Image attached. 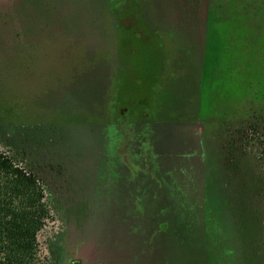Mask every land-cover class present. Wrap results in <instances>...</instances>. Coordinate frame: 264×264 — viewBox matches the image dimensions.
Segmentation results:
<instances>
[{
	"label": "rangeland",
	"instance_id": "1",
	"mask_svg": "<svg viewBox=\"0 0 264 264\" xmlns=\"http://www.w3.org/2000/svg\"><path fill=\"white\" fill-rule=\"evenodd\" d=\"M0 152L46 264H264V0H0Z\"/></svg>",
	"mask_w": 264,
	"mask_h": 264
},
{
	"label": "trees",
	"instance_id": "2",
	"mask_svg": "<svg viewBox=\"0 0 264 264\" xmlns=\"http://www.w3.org/2000/svg\"><path fill=\"white\" fill-rule=\"evenodd\" d=\"M49 217L37 176L0 152V264H46L38 236ZM179 247L164 264H181Z\"/></svg>",
	"mask_w": 264,
	"mask_h": 264
},
{
	"label": "flooded vegetation",
	"instance_id": "3",
	"mask_svg": "<svg viewBox=\"0 0 264 264\" xmlns=\"http://www.w3.org/2000/svg\"><path fill=\"white\" fill-rule=\"evenodd\" d=\"M145 213V211L143 210V214ZM143 216V215H142ZM162 263H164V259H163V262Z\"/></svg>",
	"mask_w": 264,
	"mask_h": 264
}]
</instances>
